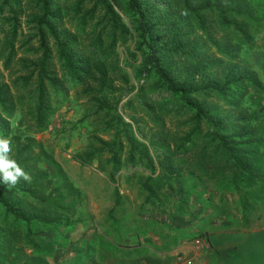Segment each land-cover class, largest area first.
<instances>
[{"label":"trees","instance_id":"16d2710c","mask_svg":"<svg viewBox=\"0 0 264 264\" xmlns=\"http://www.w3.org/2000/svg\"><path fill=\"white\" fill-rule=\"evenodd\" d=\"M21 1L0 0V20L9 32L0 40V57H5L8 70L16 55L14 41L23 13L31 37L21 46L35 56L36 62L24 63L25 76L14 83L19 95L10 92L0 75V118L9 116L17 105L27 104L36 128L43 131L53 111L52 103L58 98V86L69 83L91 104L95 115L108 118L106 132L114 131L110 142L96 139L99 147L78 154L81 164H89L106 152L112 170L119 171L122 166L136 167L138 154L140 160H146L145 169L152 174L158 171V189L171 191L176 182L184 185L189 180H197L192 189L198 182L213 183L220 198L238 195L243 210L247 208L245 196L250 193L256 194L257 200L264 199V111L261 108L257 114L249 113L241 106L250 92L264 94V87L244 72L238 76L233 70L213 71L207 56L213 48L221 59L235 63L240 50L255 48L256 38L264 32V17L235 4L219 7L214 0H158L163 9L149 0H65L64 5L59 0H28L33 7L27 14L22 12ZM115 6L128 18L137 38L136 50L141 53L134 72L142 84L133 98L143 100L147 87L152 93H165L179 105L172 112L162 105L161 113L170 112L176 118L185 111L192 113L183 123L187 129L173 139V145L166 144L168 133L164 123H159V115L152 117L159 124L153 146L166 152L157 164L134 137L123 139L129 146L127 153L121 147L120 135L128 136L131 126L117 113L121 89L114 85V79L127 84V75L118 65L115 48L131 33ZM207 13L215 14L214 23L206 22ZM209 26L220 30L223 41L227 38L237 50L223 49L208 34ZM197 32L206 40L199 42L195 37L191 43L190 37ZM32 40L37 42L36 49L28 48ZM206 44L210 49L205 53ZM127 88L128 94L134 90ZM126 104L129 107L131 103ZM7 135V129L1 128L0 137ZM14 139L17 147L10 158L31 180L21 179L15 187L0 184V264H46L43 254L48 245L42 248L34 238L41 236L43 229L53 233L72 226L66 204V199L71 202V194L63 198L61 188L54 186L47 172L37 165L39 155H31L34 141L20 144L19 137ZM139 146L144 149H137ZM123 155L127 161L124 165L120 161ZM176 158H183L185 166L176 163ZM108 174L112 177L111 171ZM153 180L149 176L142 185L147 198L155 197L149 186ZM27 201L30 205L24 207ZM23 244L31 249L29 255L21 249Z\"/></svg>","mask_w":264,"mask_h":264},{"label":"rangeland","instance_id":"374dc122","mask_svg":"<svg viewBox=\"0 0 264 264\" xmlns=\"http://www.w3.org/2000/svg\"><path fill=\"white\" fill-rule=\"evenodd\" d=\"M214 1L219 7L235 4L264 17V0ZM149 2L163 9L158 0ZM58 3L64 5L65 0ZM30 6L33 7L28 0L21 1L22 12L29 13ZM115 10L131 33L115 48L118 65L127 75V84L114 79V85L121 89L117 113L131 126L128 136L120 135V140L134 137L135 143L146 146L148 156L157 164L166 152L153 146L157 142L159 124L154 123L152 117L159 115V123H164L168 133L166 144L173 145V139L182 136L187 129L183 123L192 113L185 111L177 118L170 112L168 115L161 113L159 107L162 105H166L165 111L179 105L165 93H152L147 87L143 100L133 98L142 84L134 72L140 64L141 53L136 50L137 38L128 18L118 6ZM205 17L207 23L215 22V14L207 13ZM19 19L20 27L14 41L16 55L8 70L4 66L5 57H0L1 81L10 87V92L18 95L20 91L14 89V83L25 76L24 63L36 62L35 56L21 46L31 37V32L25 14L22 13ZM87 27L91 28L90 25ZM209 27L208 34L220 42L223 49L228 46L232 51L237 50L236 46L228 44L227 38L223 41L220 30ZM66 28L73 31L70 24H66ZM8 34L6 23L0 20V40ZM195 37L199 42L206 40L204 34L197 32L190 37L191 43ZM36 43L32 40L28 48L36 49ZM208 49L206 44L203 51L206 53ZM214 51L212 48L207 52L213 71L233 70L238 76L244 72L264 87V32L256 38L253 50L239 51L235 63L226 62ZM127 87L134 90L128 94ZM77 91L69 83L58 86V98L52 103L53 111L45 120L43 131L36 128L27 104L17 105L9 116L0 118V127L6 128L8 134L3 139L11 141L10 157L14 156L17 147L15 137H19L20 144L34 141L31 155H39L37 165L47 172L54 186L61 188L63 198L71 194V202L66 199V204L72 215V226L58 228L53 233L43 229L42 235L34 238L40 247H49L43 254L46 264H182L180 258L189 259L192 264H264V199L257 200L256 194L245 196L247 208L243 210L238 195L220 198L213 183L198 182L194 190L196 186L192 187L197 180H189L184 185L176 182L171 191L165 187L158 189L155 179L158 171L152 174L145 169L146 160H140L138 154H135L136 167L122 166L124 168L119 171L112 170L106 152L89 164H81L78 154L99 147L96 139L110 142L114 131L106 132L108 118L95 115L91 104L80 98ZM127 101L131 103L129 107ZM241 106L249 113L257 114L261 108L264 111V94L250 92ZM121 147L127 153L128 143L123 140ZM137 149L144 148L139 146ZM123 160L124 155L120 158L122 165L127 162ZM175 161L185 166L183 158ZM110 171L112 177L108 174ZM149 176L154 178L149 183L154 198H147L142 187ZM29 205L27 201L24 207ZM194 239H202L206 248L195 251ZM20 247L27 255L31 252L26 244Z\"/></svg>","mask_w":264,"mask_h":264},{"label":"clouds","instance_id":"9594fccd","mask_svg":"<svg viewBox=\"0 0 264 264\" xmlns=\"http://www.w3.org/2000/svg\"><path fill=\"white\" fill-rule=\"evenodd\" d=\"M11 151V141L0 138V184L15 187L21 179L28 182L31 177L15 159L10 158Z\"/></svg>","mask_w":264,"mask_h":264},{"label":"built area","instance_id":"2783aa9c","mask_svg":"<svg viewBox=\"0 0 264 264\" xmlns=\"http://www.w3.org/2000/svg\"><path fill=\"white\" fill-rule=\"evenodd\" d=\"M192 246L193 249L198 252L206 248L205 242L202 239H194L192 241ZM179 262H181L182 264H192L191 260L189 259L186 260L183 258L182 259L180 258Z\"/></svg>","mask_w":264,"mask_h":264},{"label":"crops","instance_id":"0c3cea01","mask_svg":"<svg viewBox=\"0 0 264 264\" xmlns=\"http://www.w3.org/2000/svg\"><path fill=\"white\" fill-rule=\"evenodd\" d=\"M183 249H185V248H183ZM185 250H187V248ZM188 251L190 252V250H188Z\"/></svg>","mask_w":264,"mask_h":264}]
</instances>
